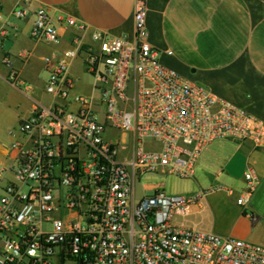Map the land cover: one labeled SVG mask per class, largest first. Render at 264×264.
I'll return each mask as SVG.
<instances>
[{
    "label": "built area",
    "instance_id": "built-area-1",
    "mask_svg": "<svg viewBox=\"0 0 264 264\" xmlns=\"http://www.w3.org/2000/svg\"><path fill=\"white\" fill-rule=\"evenodd\" d=\"M30 5L16 4L11 15L32 12L30 37L55 46L42 58L53 101H34L18 124L28 143L16 141V156L0 160V264H264V245L174 222L205 193L135 196L149 173L193 177L213 140L264 148V121L163 65L146 39L142 0L133 38L94 29L89 43L74 35L68 46L58 23L87 25ZM5 34L1 28L0 50ZM77 57L97 97L73 91L68 65ZM9 78L32 91L16 71ZM243 179L236 203L245 208L258 177L247 167Z\"/></svg>",
    "mask_w": 264,
    "mask_h": 264
},
{
    "label": "crops",
    "instance_id": "crops-1",
    "mask_svg": "<svg viewBox=\"0 0 264 264\" xmlns=\"http://www.w3.org/2000/svg\"><path fill=\"white\" fill-rule=\"evenodd\" d=\"M137 1L31 0L29 8L32 11L40 4L46 5L54 19L71 17L85 23L86 30L64 21L58 23L61 46H68L74 35L89 43L94 29L110 36L133 38ZM23 2L0 0L3 14L0 29L4 28L6 33L0 50L3 165L16 156L13 143H28L18 124L30 116L34 101L43 104L53 101L44 91L47 72L42 58L53 53L55 46L30 37L32 12L21 18L11 15L12 8ZM143 4L146 39L158 50L157 57L163 65L264 121V0H144ZM3 56L8 60L3 61ZM68 70L74 79L73 91L83 93L77 89L84 70L81 57L71 60ZM11 71L31 84L32 91L12 81ZM91 79L88 92L83 94L97 97ZM247 167L255 171L258 184L248 205L242 208L236 198L243 190ZM192 180V194L205 195L188 214L175 217V223L264 245V148H257L248 140H213L201 150ZM135 196L140 198L143 194L135 190ZM251 215L256 219L252 220Z\"/></svg>",
    "mask_w": 264,
    "mask_h": 264
},
{
    "label": "rangeland",
    "instance_id": "rangeland-1",
    "mask_svg": "<svg viewBox=\"0 0 264 264\" xmlns=\"http://www.w3.org/2000/svg\"><path fill=\"white\" fill-rule=\"evenodd\" d=\"M82 73V78L77 82V89L86 93L88 92V84L91 83L92 79L85 69L82 70ZM109 134L108 132L107 137ZM192 178L180 177L176 174L153 172L141 176L135 190L138 194L142 193L143 195L152 194L156 190H164L168 195H191L194 188Z\"/></svg>",
    "mask_w": 264,
    "mask_h": 264
},
{
    "label": "trees",
    "instance_id": "trees-1",
    "mask_svg": "<svg viewBox=\"0 0 264 264\" xmlns=\"http://www.w3.org/2000/svg\"><path fill=\"white\" fill-rule=\"evenodd\" d=\"M142 1H144V0H142Z\"/></svg>",
    "mask_w": 264,
    "mask_h": 264
}]
</instances>
